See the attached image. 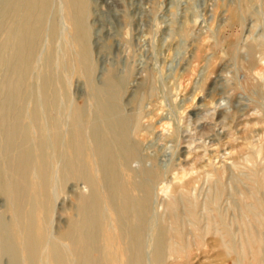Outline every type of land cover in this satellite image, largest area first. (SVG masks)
Returning <instances> with one entry per match:
<instances>
[{"label":"bare ground","instance_id":"6f19581e","mask_svg":"<svg viewBox=\"0 0 264 264\" xmlns=\"http://www.w3.org/2000/svg\"><path fill=\"white\" fill-rule=\"evenodd\" d=\"M239 1L242 15L258 0ZM120 3L0 0V264H150L158 174L133 140L139 116L127 108L138 110L151 90L140 83L123 99L127 68L110 57L127 22ZM75 78L79 97L69 92ZM171 189L154 264H171L188 245L185 218L198 221L185 184ZM249 198L235 230L222 216L208 220L211 230L223 227L229 239L214 243L233 264H264V169Z\"/></svg>","mask_w":264,"mask_h":264},{"label":"rangeland","instance_id":"374dc122","mask_svg":"<svg viewBox=\"0 0 264 264\" xmlns=\"http://www.w3.org/2000/svg\"><path fill=\"white\" fill-rule=\"evenodd\" d=\"M120 6L127 22L111 40L110 57L127 68L123 99L140 83L151 90L138 110L127 108L139 116L133 140L158 174L147 261L154 264L159 223L169 216L171 186L179 182L197 206L198 221L185 218L188 245L172 253L170 263L216 264L225 257L233 264L234 254L214 243L229 239L223 227L211 230L208 220L222 216L235 230L239 207L252 202L249 192L264 169V46L249 50L264 43V0L242 15L239 0H121ZM80 85L72 81V96L79 97ZM71 194L60 201L67 206ZM181 210L189 215L187 202Z\"/></svg>","mask_w":264,"mask_h":264}]
</instances>
